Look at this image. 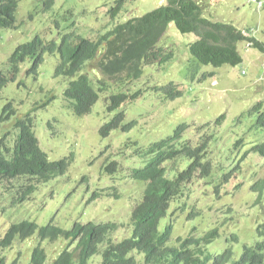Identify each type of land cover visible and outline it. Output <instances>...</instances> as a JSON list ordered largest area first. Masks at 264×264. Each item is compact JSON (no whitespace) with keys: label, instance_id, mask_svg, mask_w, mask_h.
Returning <instances> with one entry per match:
<instances>
[{"label":"rangeland","instance_id":"obj_1","mask_svg":"<svg viewBox=\"0 0 264 264\" xmlns=\"http://www.w3.org/2000/svg\"><path fill=\"white\" fill-rule=\"evenodd\" d=\"M46 1L21 0L18 28L0 29V72L10 75L13 52L38 34L48 40L58 39L55 21L59 20L64 32L76 23L82 37L96 39L98 34L109 33L115 26L143 17L168 2L132 0L113 20L109 12L118 0H59L55 10L45 12ZM198 1L203 5L205 18L232 24L264 43V0H260L262 7L257 0ZM197 40V35L182 34L174 23L169 25L161 43L174 53L173 59L164 65L146 67L142 80L132 87L133 92L144 91L141 99L126 108L127 120L137 121V126L130 132L114 131L108 138L100 134L102 126L114 116L107 110V94L101 96L90 114L78 117L63 96L70 81L56 77L58 55H47L37 75H28L30 66L22 65L16 79L1 91L0 141L5 137L9 141L16 139V123L30 116L50 160L72 158V162L64 176L39 187L29 200L19 204L7 192L5 184L0 183V239L13 224L29 221L42 228L52 220L67 231L76 223H118L121 227L115 239L130 238L131 212L142 200L146 188L144 182L134 181L129 175L134 168L145 165L137 151L172 136L180 125L187 124L190 126L186 133L188 139L197 142L213 137L209 158L218 169L217 176L237 168V177L233 178L229 190L240 183H244V188L234 198L224 196L217 200L212 195L215 187L202 181L196 183L191 197L186 194L179 200L183 209L178 211L172 244H177L179 237L186 238L195 226L203 233L223 223L226 234L211 246L213 251L226 246V237L231 232L241 237L235 245L238 253L244 244L256 242L255 228L261 217L258 208H253L256 195L250 189L264 178V158L255 153L246 158L244 155L264 142V129L254 127L258 113L252 112L257 104L264 106V53L243 42L238 46L242 64L215 68L198 63L190 54L189 45ZM88 74L93 79L92 72ZM171 82L178 84L184 95L167 102L165 95L155 88ZM223 115L226 119L217 125ZM242 139L244 146H237ZM111 162L119 163L117 174L107 172ZM169 176L173 177V173ZM194 209L202 215L189 219ZM164 225L165 221L161 228ZM68 244L65 238L42 241L39 233L26 240L18 239L12 249L5 251L6 264H31L33 251L38 246L46 252L45 264H54ZM139 257L143 261L144 256ZM101 263L102 256L98 254L88 264Z\"/></svg>","mask_w":264,"mask_h":264},{"label":"trees","instance_id":"obj_2","mask_svg":"<svg viewBox=\"0 0 264 264\" xmlns=\"http://www.w3.org/2000/svg\"><path fill=\"white\" fill-rule=\"evenodd\" d=\"M58 1L47 0L44 11L55 10ZM131 1H116L109 12L111 18H118ZM20 2L0 0V29L18 28ZM204 15L203 5L198 0H168L165 6L119 24L109 33L98 34L96 39L82 37L76 23L69 27L70 31L64 32L59 20L55 21L58 39L48 40L38 34L13 52L10 75L0 72V99L1 91L16 79L22 65L30 66L28 75H37L47 55H58L56 77L70 81L63 96L75 115L83 117L90 114L101 96L107 94V110L114 116L102 126L100 134L108 138L117 130L130 132L138 122L127 120L126 108L144 96L143 90L133 92V85L142 80L146 67L167 64L174 57L170 48L161 43L170 24L174 23L182 34L198 36V40L189 45V52L202 65L215 68L239 66L243 57L238 46L243 42L264 53V43L254 36L232 24L211 21ZM89 64L94 65L87 69ZM89 72H92L93 79ZM110 90L112 94L109 96ZM155 91L162 92L167 102L184 95L180 86L173 82L158 86ZM263 107V103H259L252 109L258 113L254 126L257 130L264 129ZM225 119V115L221 116L217 125ZM15 127L18 132L16 139L9 141L5 137L0 141V183L5 184L7 192L14 195L15 203L19 204L29 200L39 187L64 176L72 158L50 160L35 133L32 117L18 120ZM189 128L187 124L180 125L172 136L152 143L146 150L137 151L145 165L134 168L129 175L134 181L144 182L146 188L142 200L133 206L131 212L130 238L116 240L115 235L121 225L113 222L76 223L72 230L67 231L55 225L54 220L42 228L24 221L13 224L0 239V264H6L5 251L12 249L18 239L26 240L37 233L42 241L65 238L69 242L54 264H88L98 254L102 256L101 264H264V178L250 189L256 195L253 208H258L261 217L256 224L257 240L254 244H244L238 253L235 245L241 237L231 232L226 237V246L213 251L211 246L226 234L223 231L225 223L210 227L203 233H199L198 226H195L186 238L179 237L177 244H172L178 211L183 209L179 200L193 193L196 183L202 181L215 187L212 195L217 200L224 196L234 198L244 188V183H240L229 190L233 178L237 177V168L217 176L218 169L209 158L213 137H204L196 142L186 137ZM244 144L242 139L237 146ZM251 153L264 158V142L253 146L244 158ZM107 172L117 174L119 163L111 162ZM171 173L173 177L169 176ZM200 215L201 212L194 209L188 218ZM163 221L165 225L161 228ZM141 255L144 256L143 261H140ZM46 261L45 250L41 246L36 247L31 264H45Z\"/></svg>","mask_w":264,"mask_h":264},{"label":"built area","instance_id":"obj_3","mask_svg":"<svg viewBox=\"0 0 264 264\" xmlns=\"http://www.w3.org/2000/svg\"><path fill=\"white\" fill-rule=\"evenodd\" d=\"M260 6H262V2H260Z\"/></svg>","mask_w":264,"mask_h":264},{"label":"clouds","instance_id":"obj_4","mask_svg":"<svg viewBox=\"0 0 264 264\" xmlns=\"http://www.w3.org/2000/svg\"><path fill=\"white\" fill-rule=\"evenodd\" d=\"M261 2V1H260ZM262 5H263V2H262ZM262 7V6H261Z\"/></svg>","mask_w":264,"mask_h":264}]
</instances>
